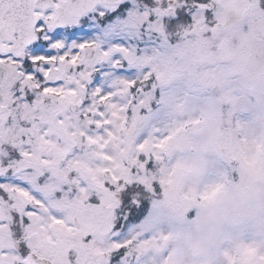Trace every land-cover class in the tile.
I'll return each instance as SVG.
<instances>
[{
    "label": "snow or ice",
    "instance_id": "snow-or-ice-1",
    "mask_svg": "<svg viewBox=\"0 0 264 264\" xmlns=\"http://www.w3.org/2000/svg\"><path fill=\"white\" fill-rule=\"evenodd\" d=\"M0 264H264V0H0Z\"/></svg>",
    "mask_w": 264,
    "mask_h": 264
}]
</instances>
